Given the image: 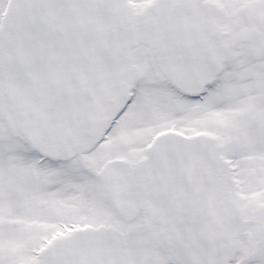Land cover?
Returning a JSON list of instances; mask_svg holds the SVG:
<instances>
[{
    "label": "snow or ice",
    "instance_id": "6c2138e0",
    "mask_svg": "<svg viewBox=\"0 0 264 264\" xmlns=\"http://www.w3.org/2000/svg\"><path fill=\"white\" fill-rule=\"evenodd\" d=\"M0 264H264V0H0Z\"/></svg>",
    "mask_w": 264,
    "mask_h": 264
}]
</instances>
